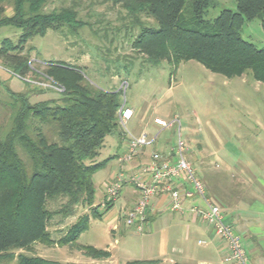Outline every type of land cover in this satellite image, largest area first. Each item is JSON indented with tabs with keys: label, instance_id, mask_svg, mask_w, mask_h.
<instances>
[{
	"label": "trees",
	"instance_id": "16d2710c",
	"mask_svg": "<svg viewBox=\"0 0 264 264\" xmlns=\"http://www.w3.org/2000/svg\"><path fill=\"white\" fill-rule=\"evenodd\" d=\"M48 1L0 0V27L20 30L18 43L8 37L1 40L0 60L22 78L31 71L29 49L22 46L27 39L48 29L74 31L81 26L74 0L45 11ZM186 1L100 0L118 6V19L126 30L139 29L131 44L144 63L158 66L165 61L175 68L193 59L228 78L250 71L264 83V48L241 35L245 22L255 18L264 30V0H236L235 10H221L207 24L204 15L214 1L190 0L184 20ZM43 72L63 88L57 98L31 102L29 92H10L11 100L2 103L10 126L4 133L0 130V264L14 258L16 264H62L19 252H33L34 243L75 246L91 258L109 256L107 250L77 243V238L91 216L101 215L94 202L93 175L110 159L96 160L105 138L126 134L118 120L122 89L99 87L79 66L63 61H49ZM111 202L106 201L104 209ZM76 210L82 213L69 221ZM54 215L66 227L56 238L49 231ZM156 263L153 259L128 264Z\"/></svg>",
	"mask_w": 264,
	"mask_h": 264
},
{
	"label": "rangeland",
	"instance_id": "374dc122",
	"mask_svg": "<svg viewBox=\"0 0 264 264\" xmlns=\"http://www.w3.org/2000/svg\"><path fill=\"white\" fill-rule=\"evenodd\" d=\"M189 1L182 10L184 20L188 18ZM213 1L204 15L206 24L211 23L221 10L236 9V0ZM74 2L80 27L74 31L63 27L62 32L48 29L44 35H35L22 44L25 50L29 49L30 56L31 71L25 78L14 74L0 60L1 132H6L10 126L7 110L2 107V103L11 100L10 92H29L31 102L58 97L60 90L43 71L49 61H63L79 66L84 76L99 87L122 89L121 104L124 102L138 111L136 117L126 123V129L139 131L144 125L150 138L157 132L156 142H162L165 150L175 145L179 135L187 148L186 159L192 166V162H206L211 171L222 172L228 181L243 178L250 183L259 167L253 165L250 172H245L244 164H264V83L255 80L250 71L228 78L193 59L181 61L175 68L165 61L158 66L144 63L141 52L131 44L139 29L122 27L118 6L100 0ZM68 5H72V0H49L44 9L58 10ZM7 13L11 11L8 9ZM19 35L20 30L12 26L0 27V42L8 37L16 44ZM241 35L256 47L264 48V30L258 18L245 22ZM112 37L114 40L110 42ZM155 116L167 122L176 120L161 127L153 122ZM109 140L110 135L105 138L97 161L109 158L116 151L115 142ZM154 144L151 142L144 147L152 149ZM117 164L111 158L95 172L96 204L105 199V185L119 171ZM252 184L254 188L255 183ZM119 208L118 202L107 212L98 206L97 211L103 214L91 216L87 229L77 238L79 244L108 250L106 258H91L77 247L63 244L45 246L34 243L33 252H19L36 254L62 264H128L150 258L157 260L156 264L178 261L174 250L178 245L177 236L169 241L167 247H162V232L149 233L146 228L138 232L126 225L125 219H119V229L111 231L112 223L107 222L108 218L110 214L118 213ZM81 213V210H76L69 221H75ZM58 220L57 215L51 219L49 231L53 238L59 237L66 229ZM197 237L196 233H191L185 241L186 248L202 249L196 244ZM188 262L196 264L195 260ZM1 264H16V260H6Z\"/></svg>",
	"mask_w": 264,
	"mask_h": 264
},
{
	"label": "crops",
	"instance_id": "0c3cea01",
	"mask_svg": "<svg viewBox=\"0 0 264 264\" xmlns=\"http://www.w3.org/2000/svg\"><path fill=\"white\" fill-rule=\"evenodd\" d=\"M127 107L133 110V115L130 119L135 118L138 114L137 109L131 106ZM144 128L143 125L139 131L128 130L133 134H140L141 132H146ZM110 140L112 143L115 142L117 149L109 158L118 163V170L125 172L129 179L135 176L149 178V175L143 173L141 169L150 160L152 152H158L165 158L173 160L171 149L165 150L162 142H156L155 139L152 149L147 147L140 148L129 163H120L118 158L127 150V135H110ZM192 163L205 185L208 197L220 206L225 220L231 224L236 234L240 236L246 248L247 264H264V164L262 165L258 162H246L247 164H244L245 172H250L249 169L253 165L259 167L258 172L254 174L255 176L251 175L252 181L247 183L243 178L233 180L234 182L228 181L224 178L222 172L211 171L210 166L206 162ZM256 163L258 164L255 165ZM245 178L246 175L244 176ZM252 182L257 184V187L254 184L253 188ZM174 184L181 190L184 210L182 212L171 210L168 197L164 194L159 193L153 196L147 211L145 231L149 233L153 231L154 233L156 231L162 232V247H167L169 241L171 239L174 240L175 236H177L178 245H176L177 247L174 250L179 258L173 264H190L188 260H195L196 264H236L223 259L228 251L226 242L214 232L212 226L199 219L189 210L192 204H202L201 200L190 195L189 183L184 178H180L175 180ZM137 199L138 191L136 187L132 182L125 183L119 194L112 200L109 208L111 209L117 202L120 203L118 213L110 214L107 221L112 223L111 231L115 232L119 229V219L124 221L126 212L134 206ZM102 202L99 203V206L104 209L105 205L103 206ZM95 205L98 204L95 203ZM108 210L104 209L103 212ZM100 214L102 215L103 213ZM191 233L198 235L196 244L201 246L202 249L186 248L185 241L188 240ZM199 240L204 242L199 243Z\"/></svg>",
	"mask_w": 264,
	"mask_h": 264
},
{
	"label": "built area",
	"instance_id": "2783aa9c",
	"mask_svg": "<svg viewBox=\"0 0 264 264\" xmlns=\"http://www.w3.org/2000/svg\"><path fill=\"white\" fill-rule=\"evenodd\" d=\"M57 89L62 90L63 88L57 86ZM132 115L133 110L123 102L118 110V120L120 125L125 128L128 142L126 152L118 158L120 163H129L138 149L154 142L156 139V134L150 138L146 132L133 134L126 129V123ZM175 120L167 122L160 117L153 118V122L161 127H166ZM186 151V145L178 135L175 145L171 148L173 160L165 158L158 152L151 153L150 160L141 169L143 173L149 175L148 179L138 176L129 179L125 172L119 170L105 185V199L102 205L104 206L106 201L113 200L125 183L132 182L138 191V199L134 206L126 212L125 224L134 227L138 232H143L147 222L150 200L153 196L159 193L164 194L168 197L171 210L177 212L184 210L181 190L174 184L175 180L184 178L190 185V195L202 202V204H192L189 210L199 219L212 226L214 232L226 242L228 251L223 259L236 264H247V252L240 236L236 234L231 224L225 220L220 206L208 197L204 183L196 175L192 164L186 159ZM198 242L202 243L204 241L199 240Z\"/></svg>",
	"mask_w": 264,
	"mask_h": 264
}]
</instances>
